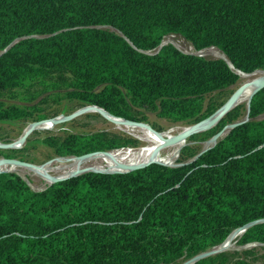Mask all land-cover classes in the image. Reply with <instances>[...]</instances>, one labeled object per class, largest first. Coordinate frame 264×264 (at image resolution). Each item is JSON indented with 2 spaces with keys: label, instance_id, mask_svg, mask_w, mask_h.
<instances>
[{
  "label": "trees",
  "instance_id": "trees-1",
  "mask_svg": "<svg viewBox=\"0 0 264 264\" xmlns=\"http://www.w3.org/2000/svg\"><path fill=\"white\" fill-rule=\"evenodd\" d=\"M170 34L196 51L217 48L229 64L160 46ZM255 70H264V0H0V122L31 117L3 101L7 92L49 81L81 106L133 121L150 109L190 126L225 102L215 97L238 72ZM242 104L187 141L247 120L203 152L185 145L174 165L88 171L40 190L1 172L0 264H177L264 219V87L244 118ZM43 141L57 156L140 146L106 130ZM238 243L264 244V221ZM193 264L255 263L221 252Z\"/></svg>",
  "mask_w": 264,
  "mask_h": 264
},
{
  "label": "rangeland",
  "instance_id": "rangeland-1",
  "mask_svg": "<svg viewBox=\"0 0 264 264\" xmlns=\"http://www.w3.org/2000/svg\"><path fill=\"white\" fill-rule=\"evenodd\" d=\"M164 41L173 44L178 50L184 53L199 54L201 56L211 58L219 57L216 54V51L214 52L213 50H209L211 49V47L196 51L187 40L177 34L167 35L164 38ZM212 48L217 49L215 47ZM242 77L243 76H240L238 82L235 85L231 86V88L227 89L222 94L216 95L215 100H217V102L223 100L226 101L229 96L246 81V77ZM48 82L49 81L35 82L28 88L15 89L11 90V92L6 93V95L3 97V101L5 103L16 104L28 108V112H30L31 117L15 121L0 122L1 144L15 142L28 125L35 121H38L33 119L36 116H45L43 119L39 120H51V118L55 119L56 117H64L76 110L85 107L81 106L76 100L71 99L66 94L65 89L57 88L56 86H54L53 84H49ZM238 110L241 112V117L244 118V103L239 106ZM143 113L145 119L140 122L148 124L153 130L161 133L171 131L174 135L181 128L187 127L185 125H182L181 123L174 124L166 118L158 116L155 111L150 109H144ZM110 122L111 121L109 119L105 118L103 115L96 111L80 113L72 119L65 120L54 125L52 128L34 129L28 135L24 143L18 148L0 147V159L14 158L17 160L42 166L48 163H50L52 167L67 166L70 163L67 162L66 158L70 156H57L53 148L47 143H44L43 141L46 136H53L55 138H59L64 136L66 132L88 133L92 131L106 130L108 132L116 134H127L136 138L140 144L139 147L144 146L148 143L147 141L143 140V132L140 131L139 128L129 126H117L115 123ZM207 140H199L195 142H188L187 140H185L184 144L179 148L178 152L174 156H169L170 152L167 148L168 146L160 148L157 155H159L160 158L163 157L162 159L170 157L167 159V163L170 165H174L178 161L179 151L182 147L187 144L196 143L199 146V149L203 150L204 148L210 145L207 144ZM139 147L119 148L112 151L136 149ZM85 167L91 168L92 166L90 165V163H86L81 166V169ZM2 170H9L8 172H14L18 174L34 190H40L50 184V182H46V179L42 175H40L39 172L25 166H8L7 168H4ZM61 173L62 170H51L48 172V174L52 176H58ZM233 232L234 230L229 235H231ZM240 235V233L233 235V238L231 237L229 244L226 248L215 252L212 255L223 252L226 254L228 261H233L236 259H245L255 264H264V244L261 245L260 243H251L247 245H240L238 243ZM219 246L220 244L217 246L208 247L196 253H186L185 256L181 258L177 264H184L188 262L189 259L193 256L201 252L210 251L211 249H219Z\"/></svg>",
  "mask_w": 264,
  "mask_h": 264
},
{
  "label": "water",
  "instance_id": "water-1",
  "mask_svg": "<svg viewBox=\"0 0 264 264\" xmlns=\"http://www.w3.org/2000/svg\"><path fill=\"white\" fill-rule=\"evenodd\" d=\"M167 42L166 41H163L161 45L163 44H166ZM180 51V50H179ZM182 52V51H181ZM184 53V52H183ZM198 56H201L199 54H196ZM218 58H221L223 60H225L227 63L228 61L225 59V57L223 56H219ZM229 64V63H228ZM256 71V70H255ZM260 71H264V70H260ZM254 72V71H253ZM239 74H241V72H238ZM252 73V72H251ZM243 74H250V73H243ZM245 83V82H244ZM244 83L242 85H240L230 96L229 98L213 113L211 114L209 117L195 123V124H192L190 126H187L188 130L186 132H184L183 134H179V132L175 135H173L171 138L169 139H166V141H164L161 145L157 146L154 150V155H156L159 151L160 148L162 147H165L167 145H170L171 143L175 142L176 140L180 139V138H188L190 135L194 134V133H197V132H201V131H205V130H208L210 128H212L213 126H215L217 124V122L229 111L231 110L234 106H236L238 103H240V101H238V96L240 94V91L244 85ZM250 83L251 85H253L255 88H254V91L252 92L248 102H247V108H248V105H249V102H250V99L252 98V96L254 95V93H256L258 90L262 89L264 87V76L263 77H257V78H254L250 81H247L245 84H248ZM101 107L99 106H96V105H88V106H85L79 110H76L74 112H72L71 114L69 115H66L63 118L62 121H65V120H69V119H72L74 118L75 116H77L78 114L80 113H85V112H91V111H88L90 109H100ZM103 112H100V111H96V112H99L101 115H103L105 118H107V116L105 115L108 114L110 116H113L114 118H119V119H122L123 121H125L126 124L128 125H134V126H143V127H146L148 128L150 131H153L155 132L156 134H160L161 132H158V131H155L153 130L148 124L146 123H143V122H140V121H133V120H126L124 118H120V117H116L112 114H110L109 112H107L105 109L101 108ZM100 109V110H101ZM58 118V117H56ZM53 119V118H51ZM108 119V118H107ZM46 120H49V119H46ZM46 120H38V121H35L33 123H31L30 125H28L27 127L29 126H32L22 137L21 135L18 137V139L13 142V143H6V144H1L0 143V147L1 148H18L20 147L24 141L26 140V138L28 137V135L34 130V129H37L35 128V125L36 124H39L41 122H44ZM247 120V118L245 117L243 120H239V121H236V122H233L231 124H228V125H225L223 126V128H221L217 133H215L210 139L207 140V142H210V145L206 148H204L203 150H201V152L205 151L207 148L209 147H212L218 138H220L221 136H223V134H225L227 131H229L230 129L234 128L235 126H237L238 124L242 123L243 121ZM60 121V122H62ZM58 122V123H60ZM57 123V124H58ZM26 127V128H27ZM25 130V129H24ZM21 137V138H20ZM16 142H19L18 145H16L17 143ZM110 151H103V152H89V153H85V154H82V155H79V156H70V157H67L66 160H69L71 158H78V159H83V158H86V157H89V156H92V155H95V154H98V153H108ZM200 152V153H201ZM153 155V156H154ZM153 162H156V163H160V164H164V165H170L166 162H163V161H159L157 159H155L154 157H151L149 160H147L146 162L144 163H141V164H134V165H131V166H127V165H121V169H118V170H104V169H93V168H82V169H76L74 170L73 172H68L64 175H58V176H51L48 174L49 177H51V181H50V184L51 183H55L57 181H60V180H63V179H66L68 177H71V176H75V175H78V174H81V173H85V172H88V171H94V172H109V173H121V172H127V171H131V170H135V169H138V168H141V167H144L150 163H153ZM1 164H11V165H19V166H25V167H28L30 169H33L35 171L38 172V168L41 167L42 165H35V164H32V163H29V162H25V161H21V160H17V159H14V158H2L0 159V165ZM9 170H2L0 169V173L1 172H7ZM264 219H260V220H256V221H253V222H250V223H247L245 224L244 226L242 227H238L236 229H234V232L235 231H240L241 230V233L244 232V230L246 228H248L249 226H251L252 224L256 223V222H263ZM240 233V234H241ZM232 235V234H231ZM229 235V236H231ZM227 236V238L229 237ZM226 238V239H227ZM225 239V240H226ZM224 240V241H225ZM223 241V242H224ZM222 242V243H223ZM221 243V244H222ZM220 244V245H221ZM263 245V244H261ZM226 248V247H224ZM224 248H219V249H214V250H210V251H205V252H201L195 256H193L192 258L189 259V262L190 264H193L195 261L201 259V258H204V257H207L209 255H212L213 253L215 252H218ZM188 261V260H187Z\"/></svg>",
  "mask_w": 264,
  "mask_h": 264
},
{
  "label": "bare ground",
  "instance_id": "bare-ground-1",
  "mask_svg": "<svg viewBox=\"0 0 264 264\" xmlns=\"http://www.w3.org/2000/svg\"><path fill=\"white\" fill-rule=\"evenodd\" d=\"M209 50H213L214 52L216 51V54L218 56H223L224 57V55L220 51H218L217 49L211 48ZM240 76H243L242 78L246 77V79H245L246 80L245 83H246L247 81H250V80H252L254 78L263 77L264 76V71L257 70V71H254L251 74H242L241 73ZM245 83H244V85H243V87H242V89L240 91L239 96H238V101H240V103H242V102L245 103L246 106H247V102H248L252 92L254 91L255 87L253 85H251L250 83H248V84H245ZM100 109H90L88 111H100V112H103L102 109L101 110ZM105 115L107 116V118L111 122L115 123L117 126H127V127L129 126V127H137V128H139L140 131L143 132V134H142L143 140L147 141L148 143L146 145L141 146V147L136 148V149H125V150L114 151V152L111 151V152H108V153H98V154H95V155H92V156H89V157H86V158H83V159L71 158V159L67 160V162L70 163L67 166L52 167L50 165V163H48V164L38 168L39 169L38 170L39 174L42 175L46 179V182L47 181L48 182L51 181V177L48 176V172L51 171V170H62V173L59 174V175H64V174H66L68 172H73L76 169H81V166L83 164H86V163H90V165L92 166L91 168H93V169H104V170H118V169H121V165L122 164L127 165V166H131V165H134V164H141V163H144L147 160H149L151 157H154L155 159H157L159 161H163V162L167 163V159L170 158V157L162 159L163 157L160 158L159 155H157V154L154 155V150H155V148L157 146L161 145L164 141H166V139H169V138H171L173 136L171 131L163 132V133H160V134H156L155 132L150 131L146 127L128 125L122 119L114 118L113 116H110V115H108L106 113H105ZM62 120H63L62 117H58V118H55V119L47 120V121L41 122L39 124H36L35 128H37V129H49V128H52L54 125H56L58 122H60ZM31 127L32 126H29V127L25 128V130L23 131L21 137ZM187 130H188V128L185 127V128H181L180 130H178V132H179V134H183ZM184 142H185V138H180V139L176 140L175 142L171 143L170 145H167L168 146L167 148H168V150L170 152L169 156H171V157L174 156L178 152L179 148L184 144ZM16 143H17L16 145L19 144V142H16ZM207 144H210V142H207ZM8 166L11 167V166H16V165L1 164L0 165V169L7 168ZM238 233H241V230L233 232L232 235L229 236L219 246V248L227 247L231 237L233 235L238 234ZM184 264H190V262L188 261V262H186Z\"/></svg>",
  "mask_w": 264,
  "mask_h": 264
}]
</instances>
